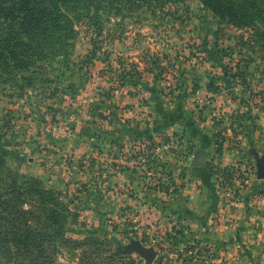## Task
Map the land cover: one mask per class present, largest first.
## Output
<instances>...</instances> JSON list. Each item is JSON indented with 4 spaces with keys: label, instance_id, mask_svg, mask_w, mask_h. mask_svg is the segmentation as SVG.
<instances>
[{
    "label": "rangeland",
    "instance_id": "obj_1",
    "mask_svg": "<svg viewBox=\"0 0 264 264\" xmlns=\"http://www.w3.org/2000/svg\"><path fill=\"white\" fill-rule=\"evenodd\" d=\"M99 16L75 22L67 56L2 76L7 167L41 180L78 215L66 222L70 242L50 255L55 264H147L121 251L134 241L158 253L151 264H214V246L199 245L180 216L150 199L158 178L147 171L167 169L178 189L186 183L181 158L194 141L177 126H187L184 109L196 117L208 109L227 138L241 126L235 118L264 113V49L250 42L251 28L215 17L199 0ZM163 144L170 149L150 159ZM77 244L91 246L88 254ZM0 264L10 263L0 256Z\"/></svg>",
    "mask_w": 264,
    "mask_h": 264
},
{
    "label": "trees",
    "instance_id": "obj_2",
    "mask_svg": "<svg viewBox=\"0 0 264 264\" xmlns=\"http://www.w3.org/2000/svg\"><path fill=\"white\" fill-rule=\"evenodd\" d=\"M185 0H0V81L4 74L23 77L68 55L75 22L95 20L101 11L120 13L138 6L162 7ZM215 17L240 29L251 28V43L264 49V0H199ZM93 13V14H92ZM251 37H249L250 39ZM31 84V76L24 77ZM9 82V79H8ZM209 86L206 89H210ZM226 138L217 136L221 153ZM218 174L231 178L229 169ZM67 205L47 190L39 179L14 173L0 151V256L10 264H55L50 255L65 242L66 222L77 220ZM65 240V241H64ZM97 239H92V245ZM70 242L69 240L66 241ZM77 247L82 248L81 244ZM84 246V254L87 255ZM118 253V252H117Z\"/></svg>",
    "mask_w": 264,
    "mask_h": 264
},
{
    "label": "crops",
    "instance_id": "obj_3",
    "mask_svg": "<svg viewBox=\"0 0 264 264\" xmlns=\"http://www.w3.org/2000/svg\"><path fill=\"white\" fill-rule=\"evenodd\" d=\"M187 109L183 113L187 126L177 125L194 141L187 148L186 183L167 201L156 191L149 197L164 202L166 210L180 216L191 239L201 246H214V264H264V179L259 176L260 167L253 154L255 151L264 157V113L254 110L242 121L235 118L241 126L232 125L235 128L228 130L229 138L225 137L218 153L217 120L207 117L208 109L201 117L185 113ZM169 125L162 126L165 132L173 129ZM198 153L206 154L205 166L195 165ZM217 167L229 169L231 178L218 174ZM227 187L235 190L233 200H227Z\"/></svg>",
    "mask_w": 264,
    "mask_h": 264
},
{
    "label": "built area",
    "instance_id": "obj_4",
    "mask_svg": "<svg viewBox=\"0 0 264 264\" xmlns=\"http://www.w3.org/2000/svg\"><path fill=\"white\" fill-rule=\"evenodd\" d=\"M206 102V99L205 98H198V100H196V103L198 106L200 105H204ZM171 139V138H170ZM150 148H153L152 146ZM166 149H170V145L168 144H163L162 146H159L158 148H153L150 150V159L151 158H156V156H158L162 151L166 150ZM186 151L187 152H184L183 154V158H181V169L182 170H185L186 168V164L190 158V153L188 152L187 148H186ZM117 163H121L119 162V160H117ZM167 172V169H158L156 170L155 167L151 166L149 168V170L147 171L148 173V176L149 177H157L158 178V181L156 179L157 182H151V185L154 187V188H157L159 189L158 192H160L162 195H163V198L167 201L169 199H172L174 198L180 191V189L176 188V187H173L174 184L171 182V179L174 177L173 174H171V172ZM185 172V171H184ZM157 174H159L160 176H157ZM148 177V178H149ZM151 181V178L149 179ZM185 181V180H184ZM163 183V184H162ZM248 183V180H245L244 181V184L246 185ZM242 187V185H241ZM235 190L233 188H226L225 189V194H226V197H227V200H233L232 196L235 195ZM229 202V201H228Z\"/></svg>",
    "mask_w": 264,
    "mask_h": 264
},
{
    "label": "water",
    "instance_id": "obj_5",
    "mask_svg": "<svg viewBox=\"0 0 264 264\" xmlns=\"http://www.w3.org/2000/svg\"><path fill=\"white\" fill-rule=\"evenodd\" d=\"M253 154L260 167L259 176L260 178L264 179V157H259L258 153L255 151L253 152ZM205 157L206 154L198 153L196 156L195 165L198 167L205 166L204 163ZM121 251L126 255L137 253L146 260L147 264L153 263L158 257V253L153 248H147L139 241L132 242L128 248H125L124 250Z\"/></svg>",
    "mask_w": 264,
    "mask_h": 264
}]
</instances>
